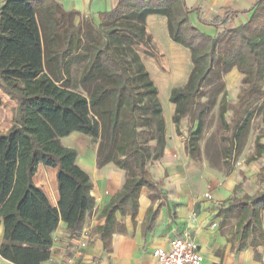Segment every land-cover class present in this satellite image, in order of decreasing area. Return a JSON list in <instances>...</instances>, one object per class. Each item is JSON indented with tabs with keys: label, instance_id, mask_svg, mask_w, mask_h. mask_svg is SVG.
Wrapping results in <instances>:
<instances>
[{
	"label": "trees",
	"instance_id": "trees-1",
	"mask_svg": "<svg viewBox=\"0 0 264 264\" xmlns=\"http://www.w3.org/2000/svg\"><path fill=\"white\" fill-rule=\"evenodd\" d=\"M185 0H120L116 10L100 16V26L85 29L74 24L77 16L65 12L54 0H8L0 10V94L16 102L11 127L0 133V225L4 228L3 246L12 249L21 228L27 223L24 208L40 189L35 184L39 167L57 170L59 187L67 185L80 194L77 226L83 225L96 207L91 195L90 176L78 165V152L54 138L43 115L58 113L64 135L70 116L78 117V106H89L101 122L97 167L113 165L125 172V182L98 219L104 224L95 229L105 249L119 229L117 214L135 222L141 192L147 188L166 199L152 177L149 165L160 161L167 147L166 122L159 90L141 60L138 50L123 46L118 33L147 46L146 20L164 16L173 42L191 52L193 68L188 82L171 91L175 105L173 123L181 136V123L195 107L203 87L217 71L236 68L245 75L248 87L238 97L239 115L233 125L227 123L228 106L220 107V122L232 132L226 160L241 155V139L256 115L264 122V0L245 14L250 20L243 26L218 36L207 37L191 26ZM124 21V22H123ZM228 24V19L222 22ZM107 28L105 32L102 30ZM87 35V39H84ZM84 51L89 60L80 83H94L89 98L71 88V67ZM204 122L190 134L188 153L196 159ZM143 137V140L141 139ZM264 135L255 139V153L245 164L264 156ZM264 185V168L258 175ZM155 197L152 196V201ZM155 199L154 201H156ZM264 188L254 195L235 196L219 217L222 227L235 220V242L239 250L264 244ZM157 213L153 207L146 219L151 228ZM81 236V235H80Z\"/></svg>",
	"mask_w": 264,
	"mask_h": 264
},
{
	"label": "crops",
	"instance_id": "crops-1",
	"mask_svg": "<svg viewBox=\"0 0 264 264\" xmlns=\"http://www.w3.org/2000/svg\"><path fill=\"white\" fill-rule=\"evenodd\" d=\"M7 1L0 0V10ZM54 1L65 12L74 13L77 15L76 17L92 18L98 22H100L102 14L113 12L120 4V0ZM259 1L185 0L187 8L193 10L189 14L191 26L211 38H217L225 32L245 25L251 18V14L245 13L251 11ZM226 19H228V24L223 26L222 22ZM146 30L149 39L154 42L161 41L162 45L166 47L167 58H161L159 69L151 59H146L145 54L140 51L138 54L159 90V97L161 88L158 83H161L167 89V96L170 99L171 91L174 88L183 87L188 82L192 71L191 52L172 41L168 32L167 19L164 16H149L146 20ZM168 57L172 60L173 68L165 63L168 61ZM188 63H190L189 68ZM0 101L8 102L12 106L11 124L4 131L6 132L12 125L17 104L3 93L0 94ZM175 108V105L172 104L169 113L164 115L167 147L163 158L151 171L154 181L158 183L160 191L166 195V199L161 197L153 202L150 199L152 192L144 188L139 199L140 206L135 222L129 214L116 215L119 229L112 235L109 249H105L96 233L91 239V233L85 229L82 237L74 240L73 247L68 253H65L64 256L55 255L54 264H157L153 256L154 250L157 248L167 250L170 248L171 241L185 236L194 240L198 245L199 251L204 257V264H264V244L257 248L239 250V245L234 240L235 236L230 237L223 234L226 226L222 227V218L219 217V213L222 208L228 206L231 197H233L237 186L236 176L232 175L211 181L207 170H195L187 167L185 149L181 147L179 140L181 136L177 134L175 124L171 123ZM1 117L0 114V119ZM75 136L73 134L70 138ZM71 148L76 149V147ZM259 161L250 165L245 164L242 174L246 177L250 176L252 180L254 179L253 181L258 182V175L261 172L258 168ZM78 164L91 178L93 184L91 195L96 202L95 208L100 214L114 195L121 190L125 182V172L117 168L98 169L96 156L93 161L82 160L78 161ZM51 170L52 168L41 165L35 179L41 172L45 173ZM55 172L54 175L57 177V170ZM45 182L48 187L53 188L55 185L50 176L45 177ZM35 184L37 186L36 181ZM208 193L212 195L213 200L206 199L205 195ZM151 207L157 216L152 222L151 228L146 229L149 225L146 216ZM103 224L104 220L98 219L96 228ZM3 235L4 228L0 225V264H16L2 254ZM86 235L87 246L81 250L80 243Z\"/></svg>",
	"mask_w": 264,
	"mask_h": 264
},
{
	"label": "rangeland",
	"instance_id": "rangeland-1",
	"mask_svg": "<svg viewBox=\"0 0 264 264\" xmlns=\"http://www.w3.org/2000/svg\"><path fill=\"white\" fill-rule=\"evenodd\" d=\"M79 23L83 24L85 29L89 28L92 23L98 28L100 26V22L92 18L75 17L74 24ZM106 30L107 28H104L102 31L105 32ZM117 35L123 40L125 48L133 47L137 49L145 54L146 59H151L159 69L161 58H167L166 47L162 45L161 41L154 42V40L149 39L148 45L144 46L135 44L133 40L122 35V33ZM83 37L85 40L87 39V35ZM88 60L89 52L84 51L77 57V60L73 61L71 67V88L87 98H89L94 88V83L83 86L79 79ZM171 61V58L168 57V61L165 63L173 68ZM189 65L190 63H188V68ZM191 67L193 68V64ZM216 70L203 87L201 95L196 100L195 107L182 120L180 126L181 137H179L180 145L185 149L187 167L195 170H207L211 181L235 175L237 186L233 197H242L245 194L254 195L260 187L264 188V185L260 186L257 181L252 180V177H246L242 174V170L245 166V160L255 153L256 137L264 135V122L261 115H256L248 131L241 139V155L234 157L233 160H226L225 152L230 146L233 135L231 130L220 122V107L223 102L227 104V123L233 125L239 115V94L248 87V82L245 75L240 74L235 69L224 71L221 61L218 62ZM158 84L161 88L160 101L164 109L163 115H165L169 113L172 104L169 102L167 89L161 83ZM262 88L264 90V81L262 82ZM263 101H257V104L261 105ZM11 110V104L0 101V114L2 116L0 119V133L4 132L11 124ZM77 111L78 117L70 116L66 119V126L71 130V133L67 136L64 135V126L58 113H45L43 119L54 138L59 139L67 147H76L78 151L77 163L82 160L93 161L95 156L97 160L101 122L88 105L78 106ZM200 119L204 122V131L199 142V157L194 159L189 155L187 145L190 134L196 130ZM171 123L173 124V121ZM73 134L76 136L71 139L70 136ZM141 139L143 140V137ZM175 160L177 159L175 158ZM158 162L149 165L150 171L154 170ZM104 168L116 169L113 165H107L101 170ZM258 168L260 171L264 168V156L259 161ZM55 171V169H52L49 171L50 173L48 171L41 172L36 177L35 181L41 192L30 199L24 208L27 223L21 228L12 249L2 247V254L16 262V264H54L55 255L64 256L65 253H68L73 247L74 240L79 238L85 229H88L91 233V239L95 236L98 210L95 208L85 223L77 226L76 219L80 194L73 192L67 185L60 188L58 178L54 175ZM47 176L53 178L55 184L53 188L48 187V184H46L45 177ZM152 196L157 199V196L153 193L150 195L151 200ZM155 199H153V202H155ZM235 225V220L227 222L223 234L234 237Z\"/></svg>",
	"mask_w": 264,
	"mask_h": 264
},
{
	"label": "built area",
	"instance_id": "built-area-1",
	"mask_svg": "<svg viewBox=\"0 0 264 264\" xmlns=\"http://www.w3.org/2000/svg\"><path fill=\"white\" fill-rule=\"evenodd\" d=\"M206 199L213 200L210 193L205 195ZM82 237V236H81ZM87 246V235L80 243V249ZM157 264H204V257L199 251L194 240L185 236L176 238L170 243L169 249L157 248L153 252Z\"/></svg>",
	"mask_w": 264,
	"mask_h": 264
}]
</instances>
